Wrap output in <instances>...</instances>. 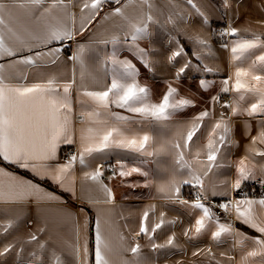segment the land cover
<instances>
[{"label":"crops","instance_id":"0c3cea01","mask_svg":"<svg viewBox=\"0 0 264 264\" xmlns=\"http://www.w3.org/2000/svg\"><path fill=\"white\" fill-rule=\"evenodd\" d=\"M2 2L11 5L13 0ZM83 2L84 0H66L69 4L67 13L75 15L74 26L69 15L55 13L61 17L65 26L74 27L75 31L72 40L49 46L63 48L55 64L50 62L52 58L49 56L35 57L36 51L48 50L39 40L32 39L33 36H43L51 22L50 18L40 16L42 9L29 14L26 9L11 8V19L5 14L6 23L32 47L31 52L25 48L18 51L15 57L0 59V64H4L3 75L6 83L30 85L55 78L62 93L63 84L70 82L73 76L75 78L70 93L75 143L61 144L56 160L50 163L64 164L72 154L79 151L81 129L89 126L88 117L82 116L81 113L94 107L87 97L80 96L79 93L82 89L103 90L108 86L113 68L109 57L113 51L120 60L127 59L135 65L137 81L149 89L152 102H158L171 85L177 89V98L190 99L193 103L177 110L173 118L166 122L142 120L138 114L128 113L113 105L111 111L133 117L129 128L141 133L146 131L153 136L149 150L157 154L146 157L119 149L93 154L86 157L87 166L76 163L67 174L63 185L53 181L50 176L42 177L31 170L0 162V167L17 180L31 181L44 193L57 198L49 200L31 196L17 203L0 202V252L5 246H12L9 253L0 256V264H55L56 257H59L61 264H82V249L85 244L89 250L88 264H94L97 220L102 235L111 247V251L107 253L110 264H240L241 256L253 247V244L251 240H245L243 245L238 244L239 238L235 233L242 232L248 237L259 236V233L236 219L234 213H225L218 207L222 214L214 215L206 228L196 234L195 220L202 215V211L167 199L166 196L170 193H161L159 188L162 185L167 187L172 181L189 178L186 174L181 175L176 171L175 154L170 145L177 139L183 143L184 134L196 122L193 118L208 109L211 116L204 121V127L198 133L199 139L194 138L191 152L186 151V158L192 159L195 152L200 151V160L206 159L204 153L207 134L221 113L232 131L217 160V163L224 167L214 168L204 178L207 196L205 205L211 208L213 203L219 205L226 200L240 199L242 193H247L251 199H259L264 195V188L259 183L264 180V157L256 155V150L264 151V143H251L253 137L264 131V124L261 123L264 116L257 114L249 117L243 112L233 116L231 109L221 106L224 103H235L238 94L231 91V85L235 81V69L237 66L247 68L251 62L233 61L230 53L231 43L240 37H264V0H227V4L225 0H192L195 8L188 4L187 0H148L150 8L142 0H131L130 3L128 0H121L120 6L127 19L112 14L116 5H105L90 24L84 22L85 29L81 32L82 15H87V12L82 14L80 11ZM125 3L127 7H123ZM47 6L46 3L44 7ZM149 14L151 20H147ZM132 24L146 26V31L141 34L135 45H132L130 36ZM213 24L222 26L216 30V34L222 39L221 43L214 42L212 38ZM229 28L237 29L238 36L221 35ZM113 37L118 40L116 45L104 43L111 41ZM5 39L10 47L20 49V44L10 38L6 29ZM201 40L204 43H200ZM225 44L228 45L227 48L223 47ZM80 45L84 46L81 54L83 67L80 61L69 59L72 54L79 52ZM140 49H143V53ZM177 51L181 52L180 56L174 55ZM259 52L260 50H256L254 55ZM24 55H33L36 63H13ZM189 61L190 66L177 77L178 70ZM205 68L211 71H205ZM24 76H27L26 80L23 79ZM230 77V91L224 93L221 91L223 81ZM201 80L208 83L207 88L201 86ZM221 95L228 97L224 103L221 99L213 101V97L220 98ZM81 101H84L83 105ZM252 102H255V97L249 95L241 102V106L247 107ZM82 120L84 123H81ZM162 146L164 151H160ZM65 151L69 153L67 158H63ZM245 156L248 157V166L254 167L256 180L245 181L240 191H233L231 184L236 179V164ZM117 159H124L129 168L140 167L149 172V176L145 178L133 173L131 176L116 175L109 179L112 175L107 173V167H116ZM101 164L104 165L101 180L94 182L87 179L85 174ZM193 166L201 172L204 167L200 163ZM102 184L111 190V201ZM187 187L190 190L185 194ZM246 188L249 189L245 191ZM254 188L258 191L256 196L251 195ZM213 192L216 195H213ZM195 193L190 185H183L180 196L192 201ZM145 211L149 213L146 222L149 229L159 222L161 213L164 214V225L151 235V238L149 235H137ZM257 214L264 220V209L257 207ZM217 217L220 223L231 224L233 233L225 234L219 241H214L211 233L215 231ZM9 222L12 227L5 232L4 226ZM32 235L37 236L36 241L30 239ZM169 236L175 237L174 246L153 250V244H166ZM40 243L46 245L44 250L40 249ZM137 243L140 245V251L138 255H134L130 249ZM77 246L81 248L80 260L75 252ZM209 248L214 255L208 253ZM194 252L198 255H193ZM32 253L36 255L33 256ZM258 260L259 258H256L253 264H258Z\"/></svg>","mask_w":264,"mask_h":264},{"label":"snow or ice","instance_id":"6c2138e0","mask_svg":"<svg viewBox=\"0 0 264 264\" xmlns=\"http://www.w3.org/2000/svg\"><path fill=\"white\" fill-rule=\"evenodd\" d=\"M130 3L131 0H128ZM143 3H148V0H142ZM47 7H44L45 4ZM193 8L196 7L192 0H187ZM116 5L112 9V14L121 16L124 19V12L121 5V0H84L80 6L82 14L87 12V15H82L81 32L85 29V21L91 23L99 14L105 5ZM227 4V0H225ZM69 4L66 0H13L11 5L0 0V59L4 57H15L18 51L27 48L29 52L32 47L27 42L19 37L14 30L6 23L5 14L11 19V8L26 9L29 14L35 10L42 9L40 16L42 18H50L51 22L47 25L45 34L41 37L33 36L32 39H37L45 47L47 51H36L35 57L49 56L51 63L55 64L60 58L62 47L53 46L54 43H61L65 40H72L75 36L74 27L68 28L62 22L60 16L56 12H62L69 15L75 23V15L67 13ZM127 7V3L123 5ZM197 11H199L197 9ZM108 17L106 16L105 19ZM151 15H147V20H151ZM130 33L132 45L140 38L141 34L146 31V26L139 24L131 25ZM5 29L10 38H14L19 44L20 49L10 47L5 39ZM221 35L238 36V30L229 28L227 32H222ZM118 43L117 38L113 37L111 41L104 43ZM127 42V37L125 38ZM204 43V41H200ZM78 53L72 54L69 59L72 61H80L83 67L81 54L84 51V46L80 45ZM223 47H228L227 44ZM256 50H260L258 55H254ZM143 53V49L139 50ZM230 53L233 61L244 63L251 61L247 68L237 66L235 69V81L231 85V91L238 94L235 103H224L221 106L225 109H231L232 115L236 116L241 112L246 113L249 117H254L257 114L264 116V37L253 35L251 38L240 37L234 39L231 43ZM175 56H180L181 52L174 53ZM254 55V58H252ZM113 66L111 72V81L103 90H88L82 89L80 96L87 97L94 105L90 111L82 112V116L88 117V127L82 128L79 136V151L72 154L66 163L53 165L51 161L57 158V150L61 144L71 145L75 143L74 132L72 129V101L71 89L75 84V78L70 82L63 84L62 93L60 85L55 78H50L43 83L26 84L21 83L12 85L6 83L3 75L4 64H0V162L13 164L19 168L28 169L40 176H50V178L63 185L67 174L74 168L77 162L82 166L86 165V157H91L93 154L105 153L112 149L124 150L126 152L139 154L140 156L152 157L157 153L150 151L153 136L149 132H136L129 128V122L133 120L132 116L121 115L118 112L111 111L112 106L123 109L128 113L138 114L142 120L166 122L173 118L177 110H181L193 101L186 98H177V89L169 85L167 92L158 102H152L149 97V89L141 86L137 81V69L135 65L127 59L120 60L115 51L109 57ZM13 63L34 65L36 60L33 55H24ZM190 61L186 62L177 72V77L190 66ZM147 65V62L145 61ZM205 71L211 69L205 68ZM83 78V77H82ZM23 79H27L24 76ZM232 78L223 81L222 92L230 91L229 82ZM202 87L207 88L208 83L201 80ZM251 95L255 97V102L250 103L247 107H242L241 102L245 101ZM218 97H213V101L218 100ZM84 104V101H81ZM211 113L205 109L197 114L193 119L196 121L186 131L183 136V143L180 139L171 143L170 147L175 154L176 171L189 178L180 181H172L167 187L162 185L159 188L161 193L169 192L166 198L189 206L193 209L202 211V215L195 220L194 231L200 234L207 226L208 221L213 220V212L210 207L206 206L204 201L207 199L204 188V178L208 176L214 168L219 169L224 167L217 163L221 149L228 142L232 129L224 118V114H220V118L214 123L211 130L207 134V143L205 145V160H200L201 152L196 151L192 159L186 158V151L191 152L194 138L199 139L198 133L204 127V121L210 118ZM81 123H84L82 120ZM264 124V120L261 121ZM257 141L264 143V131H261L258 136L253 137L251 143L255 145ZM160 151H164L162 146ZM256 155L264 157V151L256 150ZM248 157L245 156L236 164V179L231 184L233 191H240L241 186L245 181L256 180L254 167L250 168L246 163ZM196 163L203 164L204 167L198 171L193 165ZM116 167H112L113 179L116 175L120 177L131 176L137 173L147 178L149 172L143 171L140 167H127L124 159H117ZM104 165H98L95 170L85 174L86 178L99 182L103 176ZM8 179L5 180L4 178ZM261 187L264 188V180H260ZM190 185L197 189L195 199L192 201L182 199L180 196L181 187ZM104 192L108 195L109 201L112 199V193L105 185H101ZM147 187V183L145 184ZM213 195H216L213 192ZM31 196H36L38 199L46 198L49 200L57 199L51 194L44 193L38 185L31 181L17 180L11 173L6 172L0 167V202L17 203L28 199ZM218 207L225 213L235 214L236 219L242 221L245 225L254 229L259 236L248 237L242 232L235 233L239 239L237 243L244 244L245 240H251L253 247L244 252L241 256L240 264H253L256 258H259L258 264H264V220H261L257 214V207L264 209V195L259 199L248 198L247 193H242L240 199H230L220 203ZM149 213L144 212L140 224V230L137 235L155 234L164 223V214L161 213L158 223H155L151 229L147 226ZM12 227L9 222L4 226V231L7 232ZM233 229L231 224L220 223L219 218L215 219V231H212L211 238L214 241H219L225 234L232 235ZM188 235V232H185ZM32 241L37 240L36 235L30 238ZM175 245V237L169 236L166 244H153V250ZM41 250L46 248L44 243H40ZM12 246H5L0 256H4L11 251ZM82 264H88L89 250L87 244L83 249ZM111 251L109 243L105 240L101 233L100 223L97 220L95 225V247H94V264H110L107 253ZM131 253L138 255L140 251L139 243L131 247ZM77 259H81V248L75 249ZM210 255H214L211 248L208 249ZM33 256L36 253H32ZM193 255H198L194 252ZM233 259V257H229ZM55 264H61L59 257H56Z\"/></svg>","mask_w":264,"mask_h":264},{"label":"built area","instance_id":"2783aa9c","mask_svg":"<svg viewBox=\"0 0 264 264\" xmlns=\"http://www.w3.org/2000/svg\"><path fill=\"white\" fill-rule=\"evenodd\" d=\"M219 99H221V101L224 103V102L228 99V97H227L226 95H225V96L221 95ZM77 118L80 119L79 117H77ZM68 155H69L68 151H65V152L63 153V158H67ZM107 173H108L109 175H112V167H110V166L107 167ZM194 191L196 192L197 189H194ZM195 195H196V193L194 194V196H192L193 199H195ZM251 195H252V196L254 195V192H253V191L251 192ZM211 204H212V203H211ZM211 210H212V212L214 213V215L220 216V215L222 214V212L220 211V209L218 208V205H217L216 203H215V204L213 203V204L211 205ZM136 239L138 240L139 237H137Z\"/></svg>","mask_w":264,"mask_h":264},{"label":"trees","instance_id":"16d2710c","mask_svg":"<svg viewBox=\"0 0 264 264\" xmlns=\"http://www.w3.org/2000/svg\"><path fill=\"white\" fill-rule=\"evenodd\" d=\"M112 5H114V4H112ZM112 5H107V7L112 6ZM220 27H222V26L219 25V24H213V25H212V28H213V31H212V38H213L214 42H216V43H221V42H222V39L220 38V36H218V35L216 34V30L219 29ZM14 170L18 171L17 169H14ZM18 172L22 173L21 171H18ZM22 174H24V173H22ZM47 186L51 188V186H49V185H47ZM248 187H249V186H248ZM247 189H249V188H246L245 191H247ZM189 190H190V189L187 187V188L184 190V193L186 194V192L189 191ZM257 194H258L257 188H254V196H256Z\"/></svg>","mask_w":264,"mask_h":264},{"label":"rangeland","instance_id":"374dc122","mask_svg":"<svg viewBox=\"0 0 264 264\" xmlns=\"http://www.w3.org/2000/svg\"><path fill=\"white\" fill-rule=\"evenodd\" d=\"M254 192V191H253Z\"/></svg>","mask_w":264,"mask_h":264}]
</instances>
